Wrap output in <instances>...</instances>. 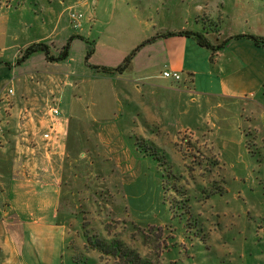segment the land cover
Wrapping results in <instances>:
<instances>
[{
    "label": "rangeland",
    "instance_id": "1",
    "mask_svg": "<svg viewBox=\"0 0 264 264\" xmlns=\"http://www.w3.org/2000/svg\"><path fill=\"white\" fill-rule=\"evenodd\" d=\"M56 1L0 0V17L16 26L11 34L19 42L28 43L37 34L34 19L57 26L60 14L73 4ZM215 1L224 2L228 14L217 33L254 31L251 19L250 26L245 24L246 13L260 14L262 25L264 0ZM70 11L81 16L79 27L91 18L83 27L84 38L70 42L73 62L54 64L36 52L17 65L32 43L13 60L17 72L64 75L70 64L78 75L86 71L111 79L86 78L82 85L68 80L47 94L38 115L19 116L8 109L13 107L9 101L0 110V264H123L96 250L99 240L121 243L122 251L135 252L146 264H264V133L254 135L251 126L243 127L242 146H231L230 119L213 109L204 114L199 132L162 133L134 116L120 140L111 141L114 133L100 131L103 124L95 120L118 115L112 105L120 81L92 67L113 64L121 52L99 48L98 34L118 37L116 32L124 30L139 38L132 14L145 7L131 0L127 6L111 2L101 15L90 3L84 8L74 4ZM120 15L125 16L122 25ZM254 23L256 29V18ZM64 25L67 42L79 27L67 15ZM60 29L48 34L55 38ZM141 48L131 61L135 72L149 54L148 74L162 75L160 54ZM261 94L258 99L263 89ZM53 108L60 112L56 118L49 113ZM61 119L69 122L68 132ZM51 120L56 130L47 140L43 135L50 132Z\"/></svg>",
    "mask_w": 264,
    "mask_h": 264
},
{
    "label": "crops",
    "instance_id": "2",
    "mask_svg": "<svg viewBox=\"0 0 264 264\" xmlns=\"http://www.w3.org/2000/svg\"><path fill=\"white\" fill-rule=\"evenodd\" d=\"M120 1L127 6L131 0H80L77 2L71 0L73 4L67 7L60 14L59 21L54 23L57 26L51 22L45 23L38 17L37 20L34 19L32 30L35 28L37 34L28 43L19 42V39L13 36L16 34H11L16 26L9 23L5 15L0 17V110H5L7 107L5 102L9 101L13 107L8 109L18 112L19 116L27 117L33 112L38 115L40 113L38 111L39 106L46 102L47 96L56 91L60 85L66 86L68 80H75L82 85L86 78H94L93 80L111 79L105 76H95L94 73L97 74L96 72L91 77V72L86 71L79 74L80 77L70 64L64 75H50L37 71L17 72V65L13 64V60L18 57L21 49L32 43L42 42L52 46L55 39H60L59 44L56 45L55 43V48L50 49L51 55H53V50L58 51L69 38L70 33L68 27L64 25V16H69L74 4L84 8L88 7L90 3L94 7V12L96 11L101 15L108 9L111 2L112 5L116 6V3ZM145 1L146 4L142 0H134L135 3L145 7V11L139 15L138 13L132 14V21L136 22L140 30L139 38H136L132 33L128 35L124 30L116 32L118 37L111 34L109 36L106 32H99L97 38L99 48L110 54L121 52L113 64L105 63L102 67L115 68L116 64H120L119 62L128 56L124 52L134 50L144 40L156 38L141 49H151L156 55L160 54L162 73L165 71L177 72L181 75V79L179 82H175L163 78L162 75L152 76L150 73L148 74L147 68L152 63L149 54L146 55L144 62L141 60L139 66L142 68H138L140 70L137 72L132 68L135 66V61L131 62L124 73L112 75V80L120 81L118 90L113 95L114 103L112 105L118 115L114 118L95 120L103 124V128L99 130L103 129L110 131L111 134L114 133L111 141L120 140L119 137L123 136L125 125L129 119L133 122L135 117H144L147 121L146 126L155 125L161 129L162 133L170 134L180 130L199 132L203 127L204 114L214 109L218 116L224 115L225 118L230 119L227 123L229 130L226 131L233 133L231 139L234 141H228L231 146H242L245 135H239V132L240 129H244L243 127L250 130L248 126H251L254 135H259L260 132L264 133V96L258 99V95L262 91L260 87L264 84V79L261 77H264V48L255 46L245 38L232 40L217 51L211 60V53L199 47L193 39L181 36H165L171 32L193 31L204 34L213 46L222 45L232 35L211 32L214 29L218 31L220 23L228 17L223 7L224 2H216L215 0ZM214 1L215 9L212 11ZM67 3V0L56 1V4L61 5H67ZM218 6H222L221 9ZM242 17H245V24L248 26H250L249 19H251L254 31L237 35L264 36V13H262V25H260V14L249 15L246 13ZM255 18L257 20L256 29L253 25ZM90 19L87 18L80 23L79 31L74 34L75 36L84 38L82 35L83 27L90 22ZM120 19V25H122L125 16L120 15ZM47 27L51 29L61 27L60 33L62 34L56 33L55 38H53L52 35L48 34L51 29L48 30ZM65 62L72 63L73 57L69 54ZM130 72L132 74H129ZM137 80H145L146 82L139 83ZM37 81L39 85H37ZM38 86H41V94L38 93ZM28 105L30 106L28 107ZM61 121L68 132L69 122L67 119H61ZM55 128L56 125H54V133ZM129 140L131 139L129 138Z\"/></svg>",
    "mask_w": 264,
    "mask_h": 264
},
{
    "label": "trees",
    "instance_id": "3",
    "mask_svg": "<svg viewBox=\"0 0 264 264\" xmlns=\"http://www.w3.org/2000/svg\"><path fill=\"white\" fill-rule=\"evenodd\" d=\"M258 1H263V0H258ZM211 33H216V30L214 29ZM165 36H167V37L181 36V37L193 39L199 47H202L211 53V60H212V56L217 51L221 50L229 41H232V40H238V39L245 38V39L251 40L255 46L260 47V48H264V38L258 37L255 35H250V34L232 36V37L228 38L220 46H213L210 43V41L208 40V38L204 34L199 33V32H193V31L171 32V33H167ZM75 38L80 39V40L83 39L79 36L71 37L66 42V44L61 48V50L59 51L57 56H52L50 54L49 46H47L43 43L32 44V45L28 46L25 50L22 51L20 58L16 61V64L19 65L20 63L27 60L31 55H33L36 52L44 53L45 59L48 62H53V63L62 62V61L67 59V57L69 55L70 42ZM155 39L156 38L148 39L144 43L139 45L136 49H134L123 60V62L118 67H115V68L92 67V68L95 70L102 71L104 73H108V74H121L130 66V63H131L133 57L139 51V49L148 43H152ZM90 54H91V52H89L88 55H90ZM6 65H8V64H6ZM262 89L264 90V84L262 86ZM95 249L100 251L101 253L110 255L115 259H119V261L121 260L123 264H146V262L142 261L135 252L128 251L127 249L122 251L123 248L121 246V243H119V242L107 243L104 241L101 242L99 240L98 246L95 247Z\"/></svg>",
    "mask_w": 264,
    "mask_h": 264
},
{
    "label": "built area",
    "instance_id": "4",
    "mask_svg": "<svg viewBox=\"0 0 264 264\" xmlns=\"http://www.w3.org/2000/svg\"><path fill=\"white\" fill-rule=\"evenodd\" d=\"M70 18L71 20L74 22V25L73 27L74 28H78L79 27V19L81 18L80 15H75L73 13H71L70 15ZM162 77L165 78V79H170L172 81H175V82H179L180 79H181V75L177 72H163L162 73ZM9 93H11V91L9 90ZM50 115H52L53 117H58L60 115V112H59V109L58 108H53L49 111ZM52 123L50 124V126L48 127L50 132L49 133H45L43 135V138L44 139H47V140H50V134L54 133V123H53V120H51Z\"/></svg>",
    "mask_w": 264,
    "mask_h": 264
}]
</instances>
